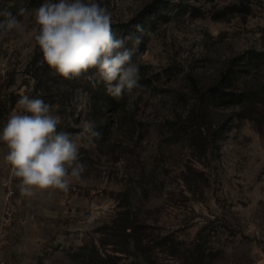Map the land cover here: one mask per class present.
Wrapping results in <instances>:
<instances>
[{"label":"rangeland","instance_id":"obj_1","mask_svg":"<svg viewBox=\"0 0 264 264\" xmlns=\"http://www.w3.org/2000/svg\"><path fill=\"white\" fill-rule=\"evenodd\" d=\"M97 2L116 38L143 36L133 60L144 87L117 110L95 95L105 87L89 79L95 69L65 80L40 65L33 10L44 0H0V22L11 14L26 27L23 36L0 35V129L21 95L41 98L86 165L67 191H19L15 235L0 256L10 264H264V0ZM228 71L244 104L212 99ZM84 120L100 138L77 137ZM6 153L0 142V176ZM4 202L0 188V214Z\"/></svg>","mask_w":264,"mask_h":264},{"label":"clouds","instance_id":"obj_2","mask_svg":"<svg viewBox=\"0 0 264 264\" xmlns=\"http://www.w3.org/2000/svg\"><path fill=\"white\" fill-rule=\"evenodd\" d=\"M32 36L42 54L40 65H46L65 80L79 78L95 69L89 79L103 81L107 94L123 99L140 84L139 65L133 57L139 52L143 36L116 38L112 16L97 0H44L35 8ZM27 12L21 10L20 15ZM0 22V35L16 33L23 36L26 27L11 14ZM138 32H143L137 26ZM132 47H125L126 41ZM20 111L9 116L0 129V142L6 145L5 162L20 180V193L25 197L34 190L67 191L72 178L79 180L86 171L80 161V145L71 134L58 130L62 123L52 106L41 98L21 95L17 101ZM77 137L87 136L90 142L100 138L95 123L84 120Z\"/></svg>","mask_w":264,"mask_h":264},{"label":"built area","instance_id":"obj_3","mask_svg":"<svg viewBox=\"0 0 264 264\" xmlns=\"http://www.w3.org/2000/svg\"><path fill=\"white\" fill-rule=\"evenodd\" d=\"M0 188L5 192V205L2 214H0V246H3L9 242V237L12 239V236L15 235L13 230L16 221L15 209L20 191V180L12 175L9 165L6 175L0 176ZM0 264H10V260L0 256Z\"/></svg>","mask_w":264,"mask_h":264},{"label":"trees","instance_id":"obj_4","mask_svg":"<svg viewBox=\"0 0 264 264\" xmlns=\"http://www.w3.org/2000/svg\"><path fill=\"white\" fill-rule=\"evenodd\" d=\"M262 53L257 54L256 56H251L250 61L251 62H256L258 61V59L262 58L261 57ZM231 72L228 71L227 73H225V75L223 76V88L224 86L226 87L225 89H218L215 92V94H213L212 99L215 103H219V105H238V104H244L246 101H249L248 96L245 92H232L229 90V86L228 83L231 80ZM77 81V79L75 80ZM95 95H102L101 97H103L102 99L108 101V103H110V107L112 108V110H117L118 109V105L121 101L120 100H115L114 98L110 97L107 92L105 87L103 86L100 90H98V92L95 93Z\"/></svg>","mask_w":264,"mask_h":264}]
</instances>
